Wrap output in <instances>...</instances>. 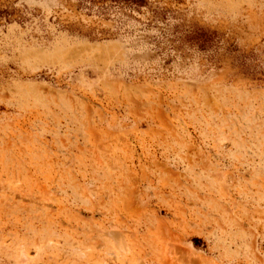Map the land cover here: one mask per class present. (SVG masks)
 I'll use <instances>...</instances> for the list:
<instances>
[{"label": "rangeland", "instance_id": "rangeland-1", "mask_svg": "<svg viewBox=\"0 0 264 264\" xmlns=\"http://www.w3.org/2000/svg\"><path fill=\"white\" fill-rule=\"evenodd\" d=\"M0 264H264V0H0Z\"/></svg>", "mask_w": 264, "mask_h": 264}]
</instances>
